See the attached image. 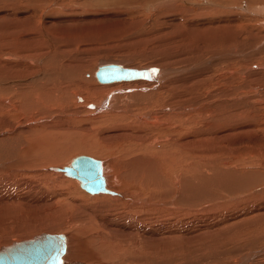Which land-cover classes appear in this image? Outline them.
Listing matches in <instances>:
<instances>
[{
  "label": "rangeland",
  "instance_id": "1",
  "mask_svg": "<svg viewBox=\"0 0 264 264\" xmlns=\"http://www.w3.org/2000/svg\"><path fill=\"white\" fill-rule=\"evenodd\" d=\"M36 1L0 0V247L49 232L68 235L70 264H264V217L251 219L250 212L264 205L259 192L264 189V0ZM100 63L159 72L154 80L101 84L95 77ZM25 69L35 80L46 72L59 73L60 80L50 82L47 95L40 96L46 106L23 103L20 109L17 89L22 87L9 76ZM134 83L138 93L125 88ZM101 86L113 90H96ZM76 92L85 96L82 101ZM109 94V107L96 110ZM165 105L172 110L194 106L159 114L165 120L161 125L137 120L138 114ZM249 122L252 130L245 128ZM131 133L141 141H123L118 147L116 138ZM220 133L228 135L225 141H244L218 158H228L239 177L251 170L250 188L229 196L223 187L241 189L246 175L244 180L212 181L210 172V181L196 182L199 193L192 196L186 190L194 187L189 168L197 172L201 162L215 163L205 156L208 149L199 138ZM193 140L199 146L195 154L171 145ZM17 141L25 143L21 153ZM82 154L108 163L104 174L116 189V201L110 194L113 199L87 192L64 173L46 170L70 165ZM140 156L154 163L147 165L153 166L152 176L129 178L130 163ZM114 172L126 174V184L114 182ZM207 201L208 207L203 205ZM103 218L108 223L99 228Z\"/></svg>",
  "mask_w": 264,
  "mask_h": 264
},
{
  "label": "bare ground",
  "instance_id": "2",
  "mask_svg": "<svg viewBox=\"0 0 264 264\" xmlns=\"http://www.w3.org/2000/svg\"><path fill=\"white\" fill-rule=\"evenodd\" d=\"M26 1V0H25ZM28 1V0H27ZM30 2H31V4L33 3V2H37L36 0H29ZM20 2V1H19ZM22 2V1H21ZM22 4V3H21ZM36 5V4H35ZM41 31H42V29H41ZM29 32V31H28ZM45 33V32H44ZM30 34V33H29ZM38 41V40H37ZM30 47V46H29ZM53 47V46H52ZM65 47V46H64ZM69 47V46H68ZM54 50V49H53ZM50 51V50H49ZM58 51V50H57ZM47 52V51H46ZM41 53H42V51H41ZM52 53V52H51ZM43 54V53H42ZM48 54V53H47ZM53 54V53H52ZM8 56H6L7 58H8V60H13L14 59V57L12 56V55H10V54H7ZM23 55V54H22ZM59 55V54H58ZM28 55H24V59L27 57ZM48 56V55H47ZM46 56V57H47ZM17 57H19V56H17ZM37 57V56H36ZM36 57H34L33 59H35ZM58 57V56H57ZM38 58H40V57H37V59ZM23 59V57H22V60H24ZM28 59V58H27ZM37 59H35V60H37ZM40 59H42V58H40ZM61 59V58H60ZM59 59V60H60ZM68 59H70V58H68ZM17 60H19V59H16V61ZM30 60V59H29ZM44 60V59H43ZM48 60V59H47ZM50 60V59H49ZM71 60V59H70ZM74 60V59H73ZM42 61V60H41ZM52 61H55V60H50V63L52 64ZM58 62V61H57ZM60 62V61H59ZM58 62V63H59ZM63 62V61H62ZM73 62V61H72ZM16 63H18V62H16ZM31 63L34 65V61L33 60H31ZM41 63V62H40ZM68 63V62H67ZM22 64V63H21ZM25 64V63H24ZM39 64V63H38ZM73 64V63H72ZM107 64H111V63H100L99 64V66L97 67V70L101 67V66H104V65H107ZM116 64H120V65H122L123 67H125L124 65H123V63L121 64V63H116ZM18 65H20V64H18ZM59 65V64H58ZM61 65V64H60ZM59 65V66H60ZM71 65V64H70ZM153 65H155V64H153ZM157 65V64H156ZM155 65V66H156ZM204 65V64H203ZM4 66V65H3ZM63 66V65H62ZM66 66V65H65ZM72 66V65H71ZM22 67V66H21ZM20 67V68H21ZM38 67L40 68V66L38 65ZM42 67H44L45 68V65H43L42 64ZM64 67V66H63ZM62 67V68H63ZM37 68V67H36ZM38 68V69H39ZM47 68V67H46ZM57 68H59V67H57ZM252 68V67H251ZM256 68H258L259 69V67H256ZM37 69V70H38ZM48 69V68H47ZM60 69H61V67H60ZM43 70H45V69H43ZM42 70V71H43ZM163 70V69H162ZM257 70V69H256ZM12 71H14V70H12ZM28 71H31V70H28ZM28 71H26V69L24 70V72L23 73H19V74H16V75H10L9 77H15L17 80H16V83L18 84V82L20 83V87H22V88H18L17 90H21V93H20V95H19V93H18V95H17V97H19V101H20V109H23L24 108V104L26 105V106H28L29 104H31V105H36V103L37 104H39L40 106H42L44 103L41 101V99H40V96H41V98L43 97V96H45V95H47V93H48V85H49V83L50 82H52V83H54V82H56V79H59L60 78V76H59V73L57 72H55L56 73V75L55 74H53V73H48V72H46L47 74H49V75H47L46 77H44V76H42V77H39L38 78V80H35V78H33V79H29L30 78V76L31 77H33V76H35V75H33V73L31 72H28ZM49 71H51L50 69H49ZM61 71H63V69L61 70ZM64 73L65 72H68V70H65V71H63ZM63 72H61V73H63ZM158 72L159 71H156L155 72V74L154 75H152V78H150V79H148V78H142V79H136V80H124V81H115V82H101V81H99L98 80V77H97V75H96V73H97V71L95 72V77L97 78V80L101 83V84H115V83H121V82H132V81H136V82H138V80L140 81V80H143V79H146V80H154V78L158 75ZM44 73V72H43ZM196 73V72H195ZM14 74V73H13ZM35 74H36V72H35ZM161 74V73H160ZM55 75V76H54ZM61 75V74H60ZM159 76H162V75H159ZM197 76V75H196ZM90 77V76H89ZM161 78V77H160ZM160 78H159V80H160ZM13 79V78H12ZM37 79V78H36ZM91 79V78H90ZM157 79V78H156ZM9 80V79H8ZM52 80V81H51ZM60 80V79H59ZM158 80V79H157ZM163 80V79H162ZM18 81V82H17ZM21 81H22V83H21ZM86 81H88V80H86ZM145 81V80H144ZM12 82V81H11ZM152 82V81H151ZM157 82V81H156ZM159 82V81H158ZM12 83H14L15 84V82H12ZM141 83V82H140ZM142 83H144L143 81H142ZM149 83V82H148ZM11 84V83H10ZM82 84V83H81ZM159 84V83H158ZM12 85V84H11ZM10 85V86H11ZM79 85H80V83H79ZM78 85V86H79ZM139 86H138V88H141L142 87V85L140 86V84H138ZM13 86V85H12ZM12 86H11V88H12ZM68 86V85H67ZM77 86V87H78ZM82 86V85H81ZM88 86V85H87ZM129 86H132V87H134V89L133 90H131V91H136V89H135V87L137 86V83H134V84H132V85H127L125 88H128ZM9 87V86H8ZM19 87V86H18ZM64 87V86H63ZM115 87V86H114ZM3 88H5V87H3ZM14 88V87H13ZM16 88V87H15ZM15 88H14V90H15ZM80 88V87H79ZM78 88V89H79ZM116 88H121V87H116ZM143 88H144V85H143ZM148 88V87H147ZM75 89H77V88H75ZM84 89H85V87H84ZM122 89H123V87H122ZM130 89H132V88H130ZM142 89V88H141ZM149 89V88H148ZM147 89V90H148ZM14 90L12 91L13 93H14ZM67 90V89H66ZM83 90V89H82ZM96 90H98L99 92L100 91H108L109 92V90L111 91V90H113V87H106V86H101V87H98V89H96ZM126 90V89H125ZM124 90V91H125ZM143 90V89H142ZM144 90H145V88H144ZM146 90V91H147ZM178 90H180V89H178ZM52 91V90H51ZM56 91V90H55ZM78 91V90H77ZM116 91H119V90H116ZM134 91V92H135ZM18 92V91H17ZM53 92V91H52ZM58 92V91H57ZM61 92V91H60ZM79 92V91H78ZM91 92V91H90ZM137 92V91H136ZM183 92V91H182ZM191 92V91H190ZM15 93H16V91H15ZM55 93V92H54ZM96 93V92H95ZM98 93V92H97ZM138 93V92H137ZM146 96H145V98L147 97V94L148 93H146V92H143ZM150 93V92H149ZM50 94H51V92H50ZM82 94V93H81ZM81 94H77V92H76V99H77V101H82V99L85 97H82L81 96ZM132 94V93H131ZM141 94V93H140ZM153 93H151L150 95H152ZM175 94V93H174ZM14 95V94H13ZM12 95V96H13ZM59 95V94H58ZM86 95V94H85ZM91 95V94H90ZM149 95V96H150ZM64 96V95H63ZM73 96H75V94H73ZM87 96V95H86ZM111 95L109 94L108 95V98H106V99H104L103 100V103H102V105L101 106H99V107H96L95 109L96 110H104V109H107L108 107H109V100L111 99V97H110ZM179 96V95H178ZM16 97V98H17ZM143 97V96H142ZM141 97V98H142ZM14 98V97H13ZM47 98V97H46ZM45 98V99H46ZM147 98H149V97H147ZM146 98V99H147ZM177 98V97H176ZM186 98V97H185ZM257 98V97H256ZM144 99V98H143ZM16 100V99H15ZM48 100V99H47ZM46 100V101H47ZM51 100V99H50ZM75 100V99H74ZM149 100V99H148ZM17 101H18V99H17ZM44 101V100H43ZM115 101V100H114ZM140 101V100H139ZM262 101H263V99H262ZM9 102V101H8ZM52 102H54V101H52ZM75 102V101H74ZM84 102V101H83ZM118 102V101H117ZM259 102V101H258ZM24 103V104H23ZM80 103H82V102H80ZM111 103V102H110ZM187 103V102H186ZM28 104V105H27ZM55 104V103H54ZM87 104V103H86ZM211 104V103H210ZM45 105V104H44ZM92 105H94V104H92ZM207 105V104H206ZM7 106V105H6ZM46 106V105H45ZM68 106V105H67ZM192 106H194V105H192ZM192 106H184L183 107V105H181V106H174V110H172V107H169V106H167V105H165V106H163V108H161V109H159V110H157V109H155V110H153L149 115H147V114H144L143 113V115L141 116V115H139L138 114V117H137V120L138 121H140V123L142 122V120L144 119V120H149L150 122H153L152 124L154 125H161L164 121L163 120H161V117H160V115H162V117H163V115H165L166 113L165 112H170V113H177V112H175L176 110H177V108L178 109H180V112L178 111V113H182V111L184 110L183 108H189V109H193L192 108ZM34 107V106H33ZM48 107V106H47ZM177 107V108H176ZM8 108V107H7ZM15 108V107H14ZM50 108V107H49ZM54 108V107H53ZM90 108V107H89ZM199 108V107H198ZM198 108H194V109H198ZM28 109V108H27ZM183 109V110H182ZM206 109V108H205ZM210 109V108H209ZM14 111H15V109H13ZM37 110V109H36ZM203 110V109H202ZM41 111H42V109H41ZM106 111V110H105ZM99 112V111H98ZM46 113V112H45ZM71 113V112H70ZM24 114V113H23ZM160 114V115H159ZM46 115V114H45ZM48 115V114H47ZM71 115V114H70ZM95 115V114H94ZM130 115V114H129ZM170 115V114H169ZM169 115H168V117H169ZM41 116V115H40ZM184 116V115H183ZM23 117V116H22ZM25 118H26V116H24ZM23 117V118H24ZM61 117V116H60ZM106 117V116H105ZM104 117V118H105ZM44 118V117H43ZM113 118V117H112ZM119 118V117H118ZM140 118H142V119H140ZM187 118V117H186ZM42 119V118H41ZM58 119H60V118H58ZM108 119V118H107ZM136 119V118H135ZM140 119V120H139ZM64 120V119H63ZM180 120V119H179ZM61 121V120H60ZM66 122L68 121V120H65ZM106 121V120H105ZM181 121V120H180ZM56 120H54V122H51L50 124L52 125V123H54L53 125H55L56 123ZM170 122V121H169ZM138 123V122H137ZM183 123H185V122H183ZM182 123V124H183ZM49 124V125H50ZM245 124V123H244ZM247 124V123H246ZM257 124V123H256ZM255 124V125H256ZM43 125L44 124H42L41 126L43 127ZM48 125V126H49ZM111 125V124H110ZM164 125V124H163ZM58 126H60V124L58 125ZM57 126V127H58ZM112 126V125H111ZM46 127H47V125H46ZM61 127V126H60ZM107 127V126H106ZM110 127V126H109ZM156 127V126H155ZM163 127V126H162ZM187 127V126H186ZM186 127L184 128V129H186ZM193 127V126H192ZM41 128V127H40ZM43 128H45V126L43 127ZM117 128V127H116ZM195 128V127H194ZM230 128V130H235V127L234 126H231V127H229ZM242 128V127H241ZM245 128L246 129H251L252 128V125H251V123L249 122L246 126H245ZM26 129H28V128H26ZM52 129V128H51ZM55 129V128H54ZM53 129V130H54ZM111 129H112V127H111ZM214 129H215V127H214ZM29 130V129H28ZM28 130H26V131H28ZM41 130V129H40ZM43 130V129H42ZM45 130V129H44ZM43 130V131H44ZM50 130V129H49ZM68 130V129H67ZM118 130L119 131H122V130H127V128L126 127H119L118 128ZM252 130V129H251ZM43 131H41V132H43ZM51 131V130H50ZM113 131V130H112ZM119 131H115V132H119ZM207 131V130H206ZM245 131V130H244ZM247 131V130H246ZM245 131V132H246ZM114 132V133H115ZM126 132V131H125ZM124 132V133H125ZM129 132V131H128ZM127 132V133H128ZM171 132H173V131H171ZM208 132V131H207ZM226 132V131H225ZM248 132V131H247ZM27 133V132H26ZM37 133V132H36ZM168 133V132H167ZM241 133V132H240ZM42 134V133H41ZM45 134V133H44ZM51 134H53V133H51ZM221 134V133H220ZM28 135V134H27ZM30 135V134H29ZM114 135V134H113ZM129 134H127V135H125L124 134V136L123 135H119V138H116V137H114V138H116L117 139V143H119V146L118 147H120L121 146V144H122V142L123 141H130V140H133V139H137V141H141V140H139L140 138L137 136V135H135V133H131V135L130 136H128ZM211 135V136H210ZM141 136V135H140ZM200 136V135H199ZM221 136H224L225 138L224 139H221ZM143 137V136H142ZM23 138V137H22ZM113 138V139H114ZM188 138V137H187ZM228 138V135H225V134H221V135H219V134H216V135H213L212 136V134H204V135H201V137L199 138V140H200V142L201 143H203L204 145H205V147H206V149H208V150H205V151H207V154L205 155V156H207V157H209V156H211V157H213V159H212V161H215V163L213 162V164H215V165H213V164H211L209 161L210 160H208V162H206V160L204 161V162H201L200 164H199V169L197 170V172L196 171H194L193 169H190V168H192V167H190L189 168V170H192V174H194V176H193V178H189V180L190 179H193V181H194V187H192V188H188L187 187V189H186V187H185V189L186 190H190L189 192H182V191H180V193L182 194V195H185V193L186 194H191L192 195V193H193V195H194V193L195 192H198L197 190H198V188H199V186H197V184H196V182L197 183H200V181H204V179H206L207 181L209 180L210 181V178L212 177V175L214 176V177H212V181L213 180H228V178L230 179L231 177H234V179L233 180H236V179H240L241 178V180L243 179H245V178H243V175L245 174L246 175V177L247 176H249V174H250V172H251V170H250V172H249V170H248V172H244V174L242 175V177L240 176H238V175H240V172L239 171H237V169H233L234 167L232 166V167H229L228 165H232V164H230V160L228 159V158H221V159H219L218 157L220 156V154H222V152H224V151H226L225 149H227V150H234V149H237L236 148V146H238L239 144H241V143H243L244 141H242V142H234V141H225V139H227ZM255 138V137H254ZM29 139V138H28ZM26 140H27V138H26ZM185 140V139H184ZM240 140V139H239ZM242 140V139H241ZM260 140V139H259ZM262 140H264V139H262ZM24 141V140H23ZM31 141V140H30ZM29 141V142H30ZM105 141V140H104ZM109 141V140H108ZM114 141H115V139H114ZM113 141V142H114ZM179 141V140H178ZM177 141V142H178ZM253 141H255V140H253ZM18 142V141H17ZM25 142V141H24ZM113 142H110L109 144H108V146L111 144V143H113ZM149 142H151V141H149ZM199 142V141H198ZM262 142V141H261ZM106 143V142H105ZM127 143V142H126ZM130 143V142H129ZM200 143V144H201ZM255 143V142H254ZM259 143V142H258ZM18 144H19V142H18ZM25 143H21L20 142V144L18 145V150H20L19 152L21 153L22 151H21V148H22V146L24 145ZM251 145H252V143H250ZM173 147H175V146H177V147H179V149L180 150H183V152H189V154H195L196 153V151H197V149L199 150V146L197 147V141H191V142H188V141H184V143L183 144H181V143H175L174 144V142H172V144H171ZM242 145V144H241ZM117 146V145H116ZM124 146V145H123ZM127 146V145H126ZM136 146H138V145H136ZM172 146H170V147H172ZM203 145H201L200 147H202ZM263 146V145H262ZM23 147H25V146H23ZM196 147H197V149H196ZM204 147V146H203ZM205 147L203 148V149H205ZM255 147V146H254ZM81 148V147H80ZM96 148V147H95ZM102 148H104V146H102ZM105 148H108V147H105ZM23 149V148H22ZM175 149H177V148H175ZM196 149V150H195ZM255 149V148H254ZM257 149V148H256ZM258 149H259V147H258ZM26 149H24L23 151H25ZM96 150V149H95ZM178 150V149H177ZM262 150V149H261ZM122 151V150H121ZM127 151H129V150H127ZM258 151V150H257ZM134 152V151H133ZM153 153V152H152ZM174 153V152H173ZM17 154H18V152H17ZM66 155V154H65ZM151 156V155H150ZM215 157V158H214ZM144 159H142L141 160V156L139 157V158H135L130 164L131 165H134V171L132 170V169H130L131 170V172H133V173H131V174H129V178H134V177H139L140 175H142V173L144 174V173H148L149 174V176H152V173H153V170H151L152 169V167L153 166H151V168H150V166H148L147 167V165H151V163L152 162H150L148 159H145V157H143ZM147 158V157H146ZM194 158V157H193ZM217 158L220 160V162H222V165L220 166L219 165V167L218 166H216L218 163H220V162H218V160H217ZM237 158V157H236ZM151 159V158H150ZM154 159V158H153ZM152 159V160H153ZM194 159H196V158H194ZM203 160V159H202ZM130 161V160H129ZM143 161V162H142ZM190 161H193V160H190ZM189 161V162H190ZM195 161V160H194ZM105 162H106V160H105ZM142 162V163H141ZM199 162V161H198ZM218 162V163H217ZM103 163V169H105L106 171H108L110 168H109V165H108V163H105V165H104V162H102ZM126 163H127V161H126ZM191 163V162H190ZM195 163H197V161L195 162ZM110 164V163H109ZM118 164V163H117ZM152 164H154V163H152ZM156 164V163H155ZM168 164V163H167ZM129 165V164H128ZM191 165H193V164H191ZM197 165V164H196ZM196 165H194V166H196ZM110 166H112V165H110ZM132 167V166H131ZM62 168H64V167H62ZM61 167H58V166H53V165H51V167H47L46 168V170H50V171H53V172H58V173H64L66 176H68L65 172H63V171H60V169H62ZM109 168V169H108ZM112 168V167H111ZM119 168H121V167H119ZM195 168V167H194ZM108 169V170H107ZM125 169V168H124ZM202 169H203V171L206 173V174H203L202 173ZM185 170H187L186 172H188L189 173V171H188V169L186 168ZM20 171V170H19ZM106 171H104L105 173H106ZM111 171V170H110ZM113 171V170H112ZM111 171V172H112ZM140 171V172H139ZM157 171V170H156ZM166 171V170H165ZM164 172V171H163ZM196 172V173H195ZM210 172L212 173V175L210 176ZM108 173V172H107ZM120 173V172H119ZM126 173V172H125ZM187 173V174H188ZM243 173V172H242ZM254 172H252V174H253ZM261 174H263V173H261ZM20 175V174H19ZM105 175V174H104ZM109 175V174H108ZM122 175V174H121ZM121 175H119L118 174V172H114V176H115V178H116V180L114 181V182H116V181H122L123 180V178H127L128 179V177H126V174H123V177L121 176ZM130 175H131V177H130ZM146 175V174H145ZM191 175V174H190ZM245 175H244V177H245ZM253 175H255V174H253ZM111 176V175H110ZM110 176H109V178H110ZM154 176V175H153ZM187 176V175H186ZM235 176H238V178H236ZM259 176V175H258ZM257 176V177H258ZM21 177V176H20ZM68 177H71V176H68ZM155 177V176H154ZM71 178H74V177H71ZM114 178V177H113ZM140 178V177H139ZM156 178V177H155ZM157 178H158V176H157ZM236 178V179H235ZM248 178V177H247ZM76 179V178H75ZM135 179V178H134ZM238 179V180H239ZM56 180V179H55ZM58 180H59V178H58ZM78 180V179H77ZM108 180V179H107ZM185 180V179H184ZM231 180V179H230ZM232 180V181H233ZM246 181H242L243 183L242 184H246V185H242V184H240L239 185V187H241V189H238V185H236L237 186V188H236V186H235V188H234V186H233V188H231V189H227L226 190V188H227V186L226 187H223V189H225V191H227V193L229 194V196H233V195H235V193H236V190H239L240 191V193H241V191L243 192H247L248 190H249V188H250V180H249V178L248 179H245ZM249 180V181H248ZM124 181V180H123ZM122 181V182H123ZM136 181V180H135ZM148 181V183L150 182V180H147ZM178 181V180H177ZM186 181L188 182V180L186 179ZM185 181V182H186ZM78 182L80 183V181L78 180ZM108 182L109 181H107V186H108V188L110 189V190H112V191H114L115 193L114 194H110V193H105V194H100V196L102 197V199H105V198H110L111 196H113V200L114 201H116V199H115V196H116V189H113V188H111L110 186H109V184H108ZM191 182V181H190ZM223 182H225V181H223ZM253 182V181H252ZM55 183V182H54ZM174 183V182H173ZM183 183H184V181H183ZM214 183H215V181H214ZM213 183V184H214ZM219 183V182H218ZM221 183V182H220ZM218 184V186H222L221 184ZM248 183V184H247ZM123 184H126V182H123ZM142 184H143V182H142ZM172 184V183H171ZM185 184V183H184ZM207 184V183H206ZM147 185V184H146ZM188 185V184H187ZM208 185V184H207ZM224 185H226V184H224ZM223 185V186H224ZM234 185V184H233ZM81 186V185H80ZM144 186V185H143ZM161 186V185H160ZM175 186H177V187H182L181 186V184L180 183H178V184H176ZM197 186V187H196ZM212 186V185H211ZM215 186H217V185H215ZM217 186V187H218ZM252 186V185H251ZM216 187V189L215 190H217V189H220L219 187L217 188ZM243 187V188H242ZM164 188V187H163ZM209 188V187H208ZM264 188V187H263ZM184 189V188H183ZM214 190V191H215ZM163 191V190H162ZM171 191V190H170ZM176 191V190H175ZM256 191H258L257 189L255 190V192ZM88 192V191H87ZM167 192V191H166ZM171 192H173V191H171ZM178 192H179V190H178ZM216 192V191H215ZM218 192H220V191H218ZM261 194H260V193ZM259 194L260 195H262V194H264V189H260L259 190ZM167 193H169V192H167ZM175 193V192H174ZM199 193V192H198ZM225 193V192H224ZM223 192H222V194H224ZM227 193H226V195H227ZM253 193V192H252ZM92 194V193H91ZM108 194V195H107ZM109 194L111 195L110 197H109ZM166 194V193H165ZM177 193H175L174 195H176ZM179 194V193H178ZM215 194V193H214ZM219 194V193H218ZM192 195V196H193ZM239 195H241V194H239ZM242 195H243V193H242ZM95 196V195H94ZM121 196H124L125 197V195H121V193H120V197ZM235 196H237V195H235ZM234 196V197H235ZM252 196V195H251ZM172 197V196H171ZM171 197L169 198V199H171ZM177 197H178V195H177ZM177 197L175 196V199H177ZM199 197H201V196H199ZM227 197V196H226ZM247 196H245V198H246ZM254 197V196H253ZM97 198V197H96ZM110 198V199H111ZM126 198V197H125ZM129 198V197H128ZM173 198V197H172ZM194 198H197V196L196 197H194ZM203 198V197H202ZM204 198H205V196H204ZM203 198V199H204ZM217 198H219V197H217ZM240 198V197H239ZM255 198H257V197H255ZM98 199V198H97ZM131 199V198H130ZM206 199V198H205ZM231 199V198H230ZM236 199H237V197H236ZM254 199V198H253ZM10 200V199H9ZM101 200V199H100ZM134 201H136V199H133ZM140 200H142V202H144L145 203V200L144 199H142V198H140L139 199V201ZM245 200V199H244ZM250 200V199H249ZM12 201V200H11ZM103 201V200H102ZM111 201V200H110ZM173 201V199L171 200V202ZM211 201V200H210ZM121 202H123V201H121ZM137 202V201H136ZM202 202H204V200L202 201ZM263 203L262 204H264V199H263V201H262ZM130 203V202H129ZM149 203V202H148ZM181 203V202H180ZM201 203V202H200ZM171 204H174V202H172ZM185 204V203H184ZM187 204H189V203H187ZM213 204V203H212ZM262 204H259L260 206L262 205ZM75 205H77V204H75ZM105 205V204H104ZM195 206L197 205V203L196 204H194ZM203 205L204 206H209L210 204H209V202L207 201V202H205V203H203ZM135 206V205H134ZM114 207V206H113ZM131 207V206H130ZM137 207V206H136ZM183 207V206H182ZM202 207V206H201ZM256 207V206H255ZM254 207V209H252L250 212H252L251 214H253L254 216H251V219H256V217H264V205H262L261 206V208L259 207H257V208H255ZM139 208V207H138ZM177 208H178V206H177ZM199 208V207H198ZM197 208V206L196 207H194L193 206V209H198ZM203 208H205V207H203ZM202 208V209H203ZM133 211H136L135 210V208H133ZM204 211V210H203ZM135 213V212H134ZM137 213V212H136ZM252 217H254V218H252ZM102 219V218H101ZM103 220L105 221L106 220V218H103ZM102 222L101 223V225L100 226H98L99 228L100 227H105L106 225L105 224H103V223H108V221H105V222ZM76 222V221H75ZM237 222V221H236ZM245 222V221H244ZM252 222V221H251ZM261 223V222H260ZM96 225V223L95 224H93L92 225V227L93 226H95ZM110 226V225H109ZM254 226V225H253ZM263 226V225H262ZM106 229V228H105ZM108 229V228H107ZM94 233H96V232H94ZM94 236V235H93ZM66 237H67V247H68V235H66ZM1 248V247H0ZM69 248V247H68ZM68 248H67V252H68ZM69 254V253H68ZM66 255V254H65ZM67 256V255H66ZM66 256H64V263L63 264H70V261H69V256L67 257V259H66ZM256 256V255H255Z\"/></svg>",
  "mask_w": 264,
  "mask_h": 264
},
{
  "label": "water",
  "instance_id": "3",
  "mask_svg": "<svg viewBox=\"0 0 264 264\" xmlns=\"http://www.w3.org/2000/svg\"><path fill=\"white\" fill-rule=\"evenodd\" d=\"M156 71L151 68L137 69L111 63L97 70L101 82H115L152 78ZM80 181L89 193L115 192L107 186L102 160L89 155H78L70 165L60 169ZM67 237L63 233H42L29 239L15 241L0 248V264H63L67 253Z\"/></svg>",
  "mask_w": 264,
  "mask_h": 264
}]
</instances>
